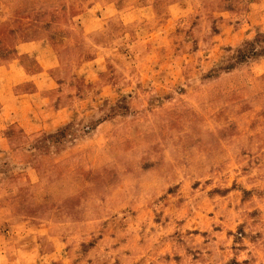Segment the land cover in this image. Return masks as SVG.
I'll list each match as a JSON object with an SVG mask.
<instances>
[{
  "label": "rangeland",
  "instance_id": "obj_1",
  "mask_svg": "<svg viewBox=\"0 0 264 264\" xmlns=\"http://www.w3.org/2000/svg\"><path fill=\"white\" fill-rule=\"evenodd\" d=\"M263 48L264 0H0V264H264Z\"/></svg>",
  "mask_w": 264,
  "mask_h": 264
},
{
  "label": "crops",
  "instance_id": "obj_2",
  "mask_svg": "<svg viewBox=\"0 0 264 264\" xmlns=\"http://www.w3.org/2000/svg\"><path fill=\"white\" fill-rule=\"evenodd\" d=\"M31 43L28 41H24L19 45V55L17 58H20L21 56L27 55V53L29 52L28 48L30 49ZM21 60V59H19ZM26 64V63H25ZM23 65V64H22ZM31 66L27 65L24 67V69L26 71H28V69H30Z\"/></svg>",
  "mask_w": 264,
  "mask_h": 264
},
{
  "label": "trees",
  "instance_id": "obj_3",
  "mask_svg": "<svg viewBox=\"0 0 264 264\" xmlns=\"http://www.w3.org/2000/svg\"><path fill=\"white\" fill-rule=\"evenodd\" d=\"M258 50H259V49H257V50L254 51V50L252 49V54H257ZM260 50H261L260 52H264V48H263V49H260ZM239 52H240V57H241V58L247 57V54L243 53V52H244L243 50H240Z\"/></svg>",
  "mask_w": 264,
  "mask_h": 264
}]
</instances>
